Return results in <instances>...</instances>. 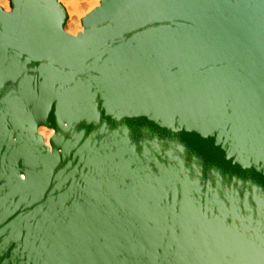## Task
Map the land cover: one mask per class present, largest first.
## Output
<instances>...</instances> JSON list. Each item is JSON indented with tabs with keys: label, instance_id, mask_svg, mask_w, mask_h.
I'll return each mask as SVG.
<instances>
[{
	"label": "water",
	"instance_id": "water-1",
	"mask_svg": "<svg viewBox=\"0 0 264 264\" xmlns=\"http://www.w3.org/2000/svg\"><path fill=\"white\" fill-rule=\"evenodd\" d=\"M9 1L0 264H264V0Z\"/></svg>",
	"mask_w": 264,
	"mask_h": 264
},
{
	"label": "bare ground",
	"instance_id": "bare-ground-1",
	"mask_svg": "<svg viewBox=\"0 0 264 264\" xmlns=\"http://www.w3.org/2000/svg\"><path fill=\"white\" fill-rule=\"evenodd\" d=\"M66 9L68 21L65 27L67 33L77 36L83 32V19L94 9L100 6L102 0H58ZM0 7L5 12L10 13L9 0H0ZM40 135L44 138L46 145L49 146V141L54 134L52 129L47 127L39 128Z\"/></svg>",
	"mask_w": 264,
	"mask_h": 264
},
{
	"label": "rangeland",
	"instance_id": "rangeland-1",
	"mask_svg": "<svg viewBox=\"0 0 264 264\" xmlns=\"http://www.w3.org/2000/svg\"><path fill=\"white\" fill-rule=\"evenodd\" d=\"M9 6H10V11H11V3H10V1H9Z\"/></svg>",
	"mask_w": 264,
	"mask_h": 264
}]
</instances>
